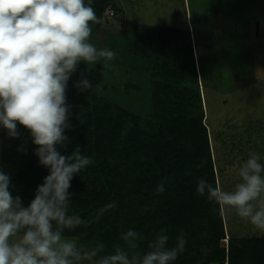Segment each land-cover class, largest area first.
I'll return each instance as SVG.
<instances>
[{"label": "trees", "instance_id": "1", "mask_svg": "<svg viewBox=\"0 0 264 264\" xmlns=\"http://www.w3.org/2000/svg\"><path fill=\"white\" fill-rule=\"evenodd\" d=\"M106 4L95 0L97 17ZM155 35L150 48L157 57L145 67L154 79L144 99L135 96L139 102L134 105H120L102 94L96 73L84 62L68 81L72 127L65 130L67 147L57 145V150L70 155L79 146L93 163L73 177L69 189L70 214L91 222L65 230L64 236L89 248L103 243L105 253H111L115 244L123 246L120 237L131 229L145 237L139 247L147 252L148 243L163 229L169 248L179 236L186 240L174 264H264V236H228L221 206L197 192L201 178L215 185L224 169L216 142L212 148L219 131L209 132L205 122L190 33L161 26ZM170 54L173 58L167 59ZM114 61L119 65L120 60ZM85 77L93 85L86 92L75 86ZM230 120L224 117L220 127L228 128ZM17 130L19 138H10L1 126L0 170L10 176L13 195L27 207L49 169L34 154L30 132L19 124ZM162 180L165 190L158 193ZM113 202L117 206L96 219Z\"/></svg>", "mask_w": 264, "mask_h": 264}, {"label": "clouds", "instance_id": "2", "mask_svg": "<svg viewBox=\"0 0 264 264\" xmlns=\"http://www.w3.org/2000/svg\"><path fill=\"white\" fill-rule=\"evenodd\" d=\"M99 23L92 0H0V126L10 138H19L18 124L28 130L34 154L49 169L27 207L13 195L10 176L0 170V264H174L185 250L183 236L167 247L169 236L163 229L148 243L147 252L139 247L145 237L131 229L120 237L123 246L115 244L111 253H105L103 243L89 248L64 236L65 230L91 222L70 214L69 189L73 177L93 160L79 146L61 155L57 145L66 148L69 143L66 89L72 74L81 62L95 65L116 57L90 42L91 25ZM75 86L85 92L93 87L86 77ZM237 175L239 182L230 191L218 180L213 185L201 178L197 192L264 231L261 154L249 152ZM164 190L162 180L156 191ZM116 206L105 205L96 219Z\"/></svg>", "mask_w": 264, "mask_h": 264}, {"label": "rangeland", "instance_id": "3", "mask_svg": "<svg viewBox=\"0 0 264 264\" xmlns=\"http://www.w3.org/2000/svg\"><path fill=\"white\" fill-rule=\"evenodd\" d=\"M98 18L90 42L120 60L87 65L102 94L124 106L139 102L137 94L144 99L154 79L145 67L157 57L150 48L157 29L188 30L205 122L209 132L219 131L212 141L224 169L218 181L232 190L249 152L260 153L264 162V0H107ZM224 117L232 119L228 128L220 127ZM222 216L228 236H264L233 209L222 210Z\"/></svg>", "mask_w": 264, "mask_h": 264}]
</instances>
